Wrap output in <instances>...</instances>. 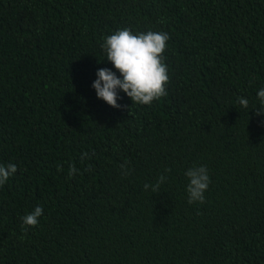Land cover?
I'll list each match as a JSON object with an SVG mask.
<instances>
[{"label": "trees", "instance_id": "1", "mask_svg": "<svg viewBox=\"0 0 264 264\" xmlns=\"http://www.w3.org/2000/svg\"><path fill=\"white\" fill-rule=\"evenodd\" d=\"M123 28L169 35L151 105L92 87ZM262 88L264 0H0V264H264Z\"/></svg>", "mask_w": 264, "mask_h": 264}, {"label": "clouds", "instance_id": "2", "mask_svg": "<svg viewBox=\"0 0 264 264\" xmlns=\"http://www.w3.org/2000/svg\"><path fill=\"white\" fill-rule=\"evenodd\" d=\"M169 35L166 32H141L134 34L130 29L123 28L115 31L104 38L100 45L106 53V60L115 68V72L108 68H101L96 72L97 79L92 87L96 91L98 99L103 100L113 108H120L117 103L118 91H122L131 99L133 104L151 105L153 101L167 95L165 85L169 81L167 65L164 63L163 53L167 47ZM117 72L119 76H117ZM259 108L256 115L264 114V88L257 93ZM238 103L245 109L248 107V100L238 98ZM88 154L83 153V160ZM124 169V165H121ZM61 170L58 166V171ZM17 171L15 164H0V186H3L8 179ZM170 171V169H166ZM77 172L75 165H70L69 176ZM127 170L124 175H127ZM188 179L186 192L188 203L205 202L204 192L210 184V177L205 166H193L185 172ZM165 177L161 175L159 180ZM149 185L146 183L144 188ZM159 185L153 188L158 191ZM43 215L42 207H35L33 211L24 215L22 219V230L27 227H35L39 218Z\"/></svg>", "mask_w": 264, "mask_h": 264}]
</instances>
